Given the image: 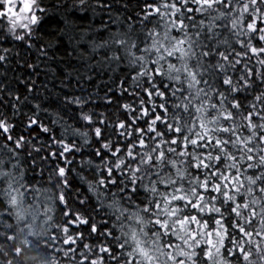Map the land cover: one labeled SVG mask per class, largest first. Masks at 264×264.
I'll list each match as a JSON object with an SVG mask.
<instances>
[{
  "label": "snow or ice",
  "instance_id": "1",
  "mask_svg": "<svg viewBox=\"0 0 264 264\" xmlns=\"http://www.w3.org/2000/svg\"><path fill=\"white\" fill-rule=\"evenodd\" d=\"M18 232L36 264H264V0H0Z\"/></svg>",
  "mask_w": 264,
  "mask_h": 264
},
{
  "label": "trees",
  "instance_id": "2",
  "mask_svg": "<svg viewBox=\"0 0 264 264\" xmlns=\"http://www.w3.org/2000/svg\"><path fill=\"white\" fill-rule=\"evenodd\" d=\"M53 23H55V21H53ZM65 47H67L66 43L60 47V52L58 55L63 53ZM53 67L57 69L58 75H62V65L57 63L53 64ZM39 79L44 81L47 84V87L52 89L53 92H71L77 88L75 84H73L70 88H63L60 83V79H53L51 76L45 77L44 75H41ZM85 87L87 88L89 86L85 84ZM89 90H91V88H89ZM17 248L21 249L20 253L18 256H13L12 253ZM34 251L35 248H28L25 246V241L22 238V234L18 232L15 240L10 242L0 241V264H5L6 259H11L12 264H36V261L32 258V253Z\"/></svg>",
  "mask_w": 264,
  "mask_h": 264
}]
</instances>
